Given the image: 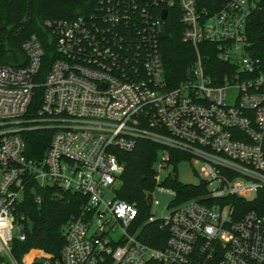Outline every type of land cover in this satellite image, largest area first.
Here are the masks:
<instances>
[{
    "label": "built area",
    "instance_id": "built-area-1",
    "mask_svg": "<svg viewBox=\"0 0 264 264\" xmlns=\"http://www.w3.org/2000/svg\"><path fill=\"white\" fill-rule=\"evenodd\" d=\"M257 12L264 0H101L93 14L49 23L56 51L43 81L35 80L45 55L36 35L23 43L26 66L0 65V264H21L13 252L26 238L18 206L29 187L48 185L88 200L64 226L61 255L25 264H264V214L237 218L230 201L264 190V67L247 35ZM177 16L195 59L173 86L162 37ZM203 43L232 65L221 82L207 73ZM38 87L37 114L28 116ZM229 88L238 90L234 103ZM40 128L54 131L42 160L28 156L23 136ZM139 139L163 146L151 208L160 204L156 192L176 198L162 185L172 170L161 176L171 149L191 156L214 203L173 200L168 216L150 213L137 225L139 208L118 196L125 164L117 152ZM156 222L169 230L163 247L139 237Z\"/></svg>",
    "mask_w": 264,
    "mask_h": 264
},
{
    "label": "trees",
    "instance_id": "trees-1",
    "mask_svg": "<svg viewBox=\"0 0 264 264\" xmlns=\"http://www.w3.org/2000/svg\"><path fill=\"white\" fill-rule=\"evenodd\" d=\"M101 0H0V65L23 67L29 57L23 43L36 35L43 45L45 55L43 66L36 76V81L44 80L51 61L55 57L56 37L49 26L57 20H73L97 12ZM178 15V14H177ZM168 17L165 33L162 37L163 61L169 81L174 86L187 75L195 59V50L191 44L182 40L183 26L177 17ZM251 53L260 60L264 67V13H255L247 27ZM207 73L221 82L224 72L232 65L220 61L217 47L202 44ZM42 97V89L36 88L33 101L28 109V116L36 115ZM54 131L52 129H33L23 132L27 144L28 156L42 160ZM162 145L148 139H139L132 151H118L121 162L125 164L119 198L136 205L140 214L136 224H141L151 213L147 194L156 186L154 164ZM191 156L171 149L169 164L173 166L162 185L176 191L175 205L197 199L205 204H212L205 196L209 192L208 184L201 180L198 184H187L180 180L177 165ZM38 197L40 202H38ZM236 209V217L255 209L264 214V190L252 201L239 197L230 198ZM87 196L72 191L62 190L56 185L44 188H28L24 199L18 206V212L25 216L24 230L26 238L13 243V252L21 264L26 258L37 256L59 257L65 244L64 226L80 214L87 203ZM225 204V199L217 200ZM169 236L168 228H161L160 222L143 226L139 237L152 246L163 247Z\"/></svg>",
    "mask_w": 264,
    "mask_h": 264
},
{
    "label": "rangeland",
    "instance_id": "rangeland-1",
    "mask_svg": "<svg viewBox=\"0 0 264 264\" xmlns=\"http://www.w3.org/2000/svg\"><path fill=\"white\" fill-rule=\"evenodd\" d=\"M238 90L235 88H229L226 96L229 103H234ZM197 165L191 160H185L177 165V173L180 180L187 184H198L202 180V176L198 173ZM173 169V166L162 170L161 176L164 177L168 172ZM155 198L159 201V205L151 208V213L156 217L168 216L173 208L172 202L174 195L164 192H156Z\"/></svg>",
    "mask_w": 264,
    "mask_h": 264
},
{
    "label": "water",
    "instance_id": "water-1",
    "mask_svg": "<svg viewBox=\"0 0 264 264\" xmlns=\"http://www.w3.org/2000/svg\"><path fill=\"white\" fill-rule=\"evenodd\" d=\"M166 14H167V11L165 10L163 12V16H166ZM147 200H148V204L151 205V203H152V195L151 194L148 196Z\"/></svg>",
    "mask_w": 264,
    "mask_h": 264
}]
</instances>
